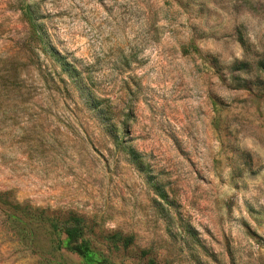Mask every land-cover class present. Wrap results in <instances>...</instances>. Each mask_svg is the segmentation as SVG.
I'll return each mask as SVG.
<instances>
[{
    "label": "rangeland",
    "instance_id": "374dc122",
    "mask_svg": "<svg viewBox=\"0 0 264 264\" xmlns=\"http://www.w3.org/2000/svg\"><path fill=\"white\" fill-rule=\"evenodd\" d=\"M262 57L264 0H0V264H80L40 210L111 264H264Z\"/></svg>",
    "mask_w": 264,
    "mask_h": 264
},
{
    "label": "trees",
    "instance_id": "16d2710c",
    "mask_svg": "<svg viewBox=\"0 0 264 264\" xmlns=\"http://www.w3.org/2000/svg\"><path fill=\"white\" fill-rule=\"evenodd\" d=\"M22 17L30 35L37 39V26L29 5L22 10ZM185 53L186 51H182V54ZM240 66L247 70L245 65L240 64ZM254 71L256 75L254 81H244L242 88L248 92L253 90L264 92V57L257 58ZM216 72L219 71L216 70ZM219 78L222 79L221 76ZM98 112L100 113V111ZM113 133L114 131L111 134ZM112 141L117 142V138L112 136ZM33 213L37 214V219L29 215L31 220L44 224L55 237L56 250H63L74 255L80 264H111L109 259L96 249L95 244L104 246L106 250L120 253L127 252L134 245L131 235H124L120 232L94 233L83 218L72 213L56 214L52 218H48L47 212L44 210L33 211ZM149 254V250L139 251V259L142 264H157L153 258L149 257Z\"/></svg>",
    "mask_w": 264,
    "mask_h": 264
}]
</instances>
